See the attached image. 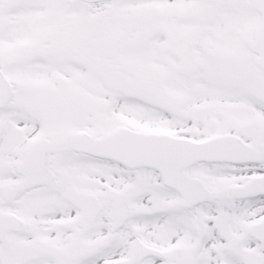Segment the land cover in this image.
<instances>
[{"label":"snow or ice","instance_id":"obj_1","mask_svg":"<svg viewBox=\"0 0 264 264\" xmlns=\"http://www.w3.org/2000/svg\"><path fill=\"white\" fill-rule=\"evenodd\" d=\"M0 264H264V0H0Z\"/></svg>","mask_w":264,"mask_h":264}]
</instances>
